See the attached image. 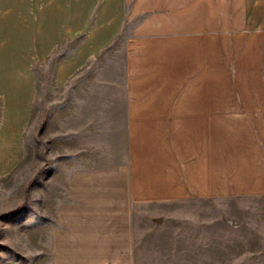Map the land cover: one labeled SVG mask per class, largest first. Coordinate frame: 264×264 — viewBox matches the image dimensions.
Wrapping results in <instances>:
<instances>
[{
  "label": "crops",
  "instance_id": "1",
  "mask_svg": "<svg viewBox=\"0 0 264 264\" xmlns=\"http://www.w3.org/2000/svg\"><path fill=\"white\" fill-rule=\"evenodd\" d=\"M211 91L260 133H178ZM41 122L66 171L51 264H145V203L264 199V0H0V180Z\"/></svg>",
  "mask_w": 264,
  "mask_h": 264
},
{
  "label": "rangeland",
  "instance_id": "2",
  "mask_svg": "<svg viewBox=\"0 0 264 264\" xmlns=\"http://www.w3.org/2000/svg\"><path fill=\"white\" fill-rule=\"evenodd\" d=\"M233 61L227 58L225 65ZM218 64L211 58V67ZM217 101L211 91L210 121L178 122V133H202L207 124L212 133L213 122L219 123L217 133L230 132L221 121L234 123V133H260V123L234 120L244 107L213 104ZM35 125L29 130L34 133L25 134L26 156L18 172L0 180V264H51L49 222L66 171L57 164L52 133H38L42 122L33 130ZM135 220L147 243L145 264H264V199L145 203Z\"/></svg>",
  "mask_w": 264,
  "mask_h": 264
}]
</instances>
